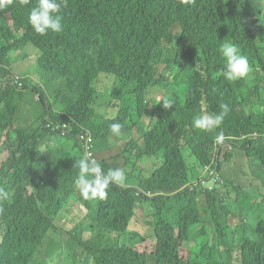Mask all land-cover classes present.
Masks as SVG:
<instances>
[{"label":"trees","instance_id":"obj_1","mask_svg":"<svg viewBox=\"0 0 264 264\" xmlns=\"http://www.w3.org/2000/svg\"><path fill=\"white\" fill-rule=\"evenodd\" d=\"M20 1L0 0V77L13 72L16 50L32 44L40 50L35 71L41 81L28 83L29 72H24L23 89L0 87V127L15 124V111L32 92L44 108L42 124L47 118L67 122L73 147L60 189H27L32 181H24L30 177L24 157L40 154L35 136L45 130L24 133L16 128L17 136L11 130L0 134V152H8L0 166V188L9 193L0 200V264H32L50 231H58L55 218L68 205L71 192L75 189L86 200L74 183L80 172L77 162L84 156L77 136L82 126L92 129L96 152L116 122L121 132L135 130L138 156L126 159L125 183L113 184L107 197L92 206L95 220L85 214L74 227L72 237L86 258L96 264H149V259L158 264H230L220 258L218 246L231 244L235 230L230 219H235L238 232L248 213L254 214L248 210L252 205L259 204L264 217L259 200H264V0H68L63 33L46 37L30 31L28 8ZM224 42L235 44L248 57L247 77L228 81L222 75L226 61L219 48ZM100 74L104 87L111 82L108 75L114 77L113 100L105 109L110 115H99L100 123L95 124L91 117L97 112ZM152 87L162 90V99L147 97ZM166 101L173 102L170 108L163 106ZM221 104L229 111L219 128L193 126L195 117L219 114ZM221 132L225 139L217 142ZM185 150L197 161L194 174ZM242 150L249 163L239 164L228 180L220 179L221 153L231 163ZM151 156L161 157L162 163L144 175L142 166ZM60 164L56 161L52 168ZM209 174L216 186L206 193L202 181ZM242 177L250 179L247 185ZM139 189L144 193L138 195ZM253 190L258 194L247 195ZM138 208L144 211L137 214ZM208 213L215 243L184 258L181 246L191 226ZM146 221L150 232L144 236L135 230ZM93 226L100 228L98 243L91 239ZM84 232L90 234L88 239ZM106 233L128 234L131 241L115 242ZM251 234L237 243L240 263L264 264V218ZM148 238L152 250L138 249Z\"/></svg>","mask_w":264,"mask_h":264},{"label":"clouds","instance_id":"obj_2","mask_svg":"<svg viewBox=\"0 0 264 264\" xmlns=\"http://www.w3.org/2000/svg\"><path fill=\"white\" fill-rule=\"evenodd\" d=\"M176 3H181L183 0H173ZM18 4L28 8L27 22L30 31L39 37H46L49 35L58 36L63 33L65 29V16L68 11V0H21ZM9 18H11L9 16ZM10 26H13V20L8 22ZM21 30V35L24 33V29ZM14 40L11 39V42ZM27 51L33 50L32 54H29L28 58L35 56L34 65L31 67V71L35 75L37 59L40 55V50L32 44L24 46ZM219 51L226 63L222 72L224 78L228 81H235L248 76L250 69L249 60L246 55H243L241 49L231 42H224L220 45ZM16 52L21 53L22 49L18 48ZM23 55V53H21ZM25 58V57H23ZM13 67V72L7 73L5 76L0 77V87L7 88L13 86L18 89H23V78L26 77L24 70H16ZM18 72V73H17ZM29 80H31L29 82ZM33 76L28 74L27 82L32 83ZM38 97L39 95L36 94ZM158 100V99H157ZM160 100V99H159ZM156 104V101H152ZM172 101H166L163 106L170 108ZM221 111L219 114L214 115H202L193 119V126L198 129L212 130L219 128L225 116L229 111L227 104L220 105ZM99 115L97 112L91 117L93 123H100ZM62 124H67L66 131L63 134L62 129L59 127ZM122 125L118 122L110 125V132L114 135L121 133ZM43 129L45 132L35 136L37 139V147L40 152L38 155H28L24 157V161L27 162V166L30 169V177H24V181L31 180V184L26 186L27 189H35L34 185L40 189H60V184L67 172L70 152L73 147L72 143V131L67 122L59 120H51L47 118L46 124ZM77 138L79 139L80 147L83 151V157L79 159L78 166L80 169L79 175L75 180V188L80 195L86 199L85 201L103 200L107 197L108 191L113 184L123 185L127 179L126 168L129 160H135L138 156V152L135 145V139L126 140L121 152L114 153L115 142L108 136L105 137V145L101 150L95 152V134L89 127L82 126ZM117 138L118 143H121V139ZM225 139L223 132L219 133L216 137L217 142H223ZM51 153L52 155H47ZM98 154L102 157L99 158ZM8 155L7 151L0 152V166L1 162ZM47 157V158H46ZM112 160L110 164L107 159ZM61 162L58 169L52 168V163ZM46 163V166H45ZM213 160L210 159L208 163L207 171ZM23 166L18 167V169ZM47 175H53L52 186L45 183V177ZM202 185L205 192L212 191L216 186L211 179V174L203 179ZM144 193L141 189L137 194ZM147 195H151L150 191H147ZM9 198V193L0 188V200H6Z\"/></svg>","mask_w":264,"mask_h":264},{"label":"rangeland","instance_id":"obj_3","mask_svg":"<svg viewBox=\"0 0 264 264\" xmlns=\"http://www.w3.org/2000/svg\"><path fill=\"white\" fill-rule=\"evenodd\" d=\"M8 16V22H10L11 18H9V13L6 14ZM22 52L23 56L25 58H21L19 56H15L16 54H21L16 52L15 55H12V61L13 66L16 70H24L25 72H29L30 75L33 76L34 82H40L41 78L38 73L33 74L31 70V67L34 65L35 56L32 58H28V51L29 54L33 53V50L27 49L22 44ZM18 73V72H17ZM103 74H100V76ZM111 78V82L108 86L104 87L102 76L99 78L97 82V90H98V99L97 103L95 105V109L98 114H104L105 116L110 115V112L108 110H105L108 104L113 100V97L111 95L112 92V86L114 77L112 75H108ZM31 80H29L30 82ZM96 85V83H95ZM155 96H157V99H162V90L154 89L153 87L148 91L147 97L150 99H155ZM38 96L35 93L28 92L26 99L22 102L21 106L15 111V124L13 126L6 127L2 129L0 127V134L1 133H8L9 130L12 131V133L17 136L19 131L16 130V128L20 129V131H24L26 133L29 130L36 129L41 130L44 125L42 124L41 120L42 117H45V112L43 106L40 104V102L37 100ZM150 102V101H149ZM149 120V119H147ZM124 137L121 139V143H118V140H115L117 138ZM5 138V136L2 137V140ZM111 139L115 142V149L114 153L121 152L126 140L129 139H136L135 130H128L125 132H121L118 135H114L111 132L108 134V139ZM1 145V143H0ZM5 151V150H2ZM1 151V152H2ZM239 156L236 157L235 162L228 163L226 160L223 159V152L221 153L222 158V167L221 170L218 171V176L220 179L228 180V175H233L235 171L239 167H237L239 164H245L249 163L250 159L245 154V151H239ZM184 155L187 161V164L189 166V172L194 174L197 171V161L195 157L191 154L190 150H185ZM98 157L101 158L102 155L98 154ZM150 157H147L143 160H141V163L145 162ZM158 160V163L154 167L150 169V167L153 165V163ZM107 161L111 164L112 160L109 158ZM162 163V159L159 156H151V158L142 166L144 171H141L144 175H149L152 173V171L160 166ZM246 169L250 172L249 167L246 166ZM141 169L138 167L136 174L139 173ZM72 177L74 178V174L72 173ZM54 179L53 175H47L45 177V183L49 186H52V181ZM241 181L243 184L247 185L250 181V179H246L244 177L241 178ZM256 184H259V182H256ZM261 189H263L261 192L264 193V187L261 186ZM258 193L254 190L251 191L249 194L250 196L257 195ZM97 200H93L88 202L85 205V202L81 199L79 194L75 191V189L70 194V200L68 205L65 206V208L56 216L55 218V224L58 227V231L51 230L49 233V237L45 240L43 245L40 247L41 254L35 253L31 263L32 264H96L94 259L86 258V251L82 248V246L79 245L78 241L75 240L72 237V232L74 230V227L79 224L82 220L84 215L88 216L92 220H95V215L93 212V207L96 206ZM259 200L264 203V200H262V196L259 197ZM81 203H83V207H80ZM93 206V207H92ZM260 205H252L248 208L254 214L248 213L246 225L241 230L236 232L237 226L235 219H230V224L233 227L232 230L234 231L233 235L230 236L231 244L229 245L220 244L219 251H220V258L225 262H230V264H241L239 257L240 252L237 249L238 242L242 240V238L246 237H252L251 231L256 226L258 221L260 219H263V215L259 209ZM144 210L141 208H138L137 214H141ZM201 212L202 209H201ZM95 223V221H92ZM138 232H142L144 236H147L150 232V225L146 221L140 228H136ZM213 226L210 223V215L209 213L202 218L196 225L191 226L190 228V235L189 239L185 241L184 245L181 246V254L184 258L188 257L189 252H192V258L194 256V253L199 250V248L207 243H215L213 239ZM106 236L115 242L119 243H128L131 241V238L128 236V234L125 235H119L116 233H106ZM90 237V234L88 232L83 233V238L88 239ZM101 238L100 228L93 226L92 233H91V239L93 242H97ZM137 238L134 237L133 241H136ZM153 247V243L151 239L148 238L147 241L138 243L137 248L140 250H146L151 251ZM149 264H158L155 263L153 260L149 259Z\"/></svg>","mask_w":264,"mask_h":264},{"label":"built area","instance_id":"obj_4","mask_svg":"<svg viewBox=\"0 0 264 264\" xmlns=\"http://www.w3.org/2000/svg\"><path fill=\"white\" fill-rule=\"evenodd\" d=\"M59 127L63 130L62 133L64 134L65 131H66L67 124H62V125L59 126ZM211 173H213V172L211 171Z\"/></svg>","mask_w":264,"mask_h":264}]
</instances>
